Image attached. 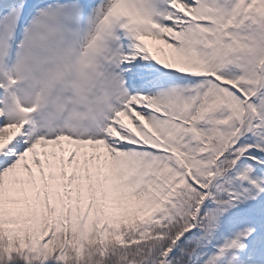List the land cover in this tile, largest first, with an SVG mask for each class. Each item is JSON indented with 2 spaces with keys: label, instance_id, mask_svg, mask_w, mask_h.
<instances>
[{
  "label": "snow or ice",
  "instance_id": "obj_1",
  "mask_svg": "<svg viewBox=\"0 0 264 264\" xmlns=\"http://www.w3.org/2000/svg\"><path fill=\"white\" fill-rule=\"evenodd\" d=\"M0 264H264V0H0Z\"/></svg>",
  "mask_w": 264,
  "mask_h": 264
}]
</instances>
